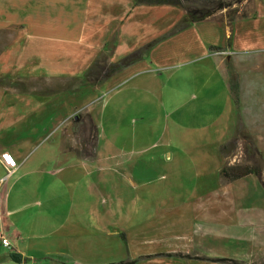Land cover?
<instances>
[{"label":"crops","instance_id":"0c3cea01","mask_svg":"<svg viewBox=\"0 0 264 264\" xmlns=\"http://www.w3.org/2000/svg\"><path fill=\"white\" fill-rule=\"evenodd\" d=\"M239 7L246 13L232 23L222 11L186 25L181 8L133 0H0V234L12 248L0 246V264L264 263V251L248 247L264 238V201L248 200L247 187L235 184L243 179L196 184V173H208L212 162L207 152L183 149L172 153L165 183H159L158 165L150 169L144 162L163 161L153 151L168 127L156 139L138 138L153 113L150 102L162 104L168 70L179 67L190 69L191 82L173 93L180 97L175 111L200 98L198 112L212 113L208 104L220 83L229 113L223 128L231 139L237 112L222 55L264 54V0ZM152 42L134 64L74 89L98 56L115 63ZM172 57L179 62L170 65ZM60 93L81 103L62 111L55 148L47 142L45 154L29 157L26 147L53 131V100ZM81 113L97 129L89 157L78 154L88 147L82 133L80 150L64 146V124L84 131ZM197 121L170 125L177 135L193 129L204 139L219 123L203 115ZM121 141L131 143L130 151ZM129 156L125 167L121 162ZM212 160L215 174L230 165L217 153ZM187 171L195 173L190 184L183 178Z\"/></svg>","mask_w":264,"mask_h":264},{"label":"rangeland","instance_id":"374dc122","mask_svg":"<svg viewBox=\"0 0 264 264\" xmlns=\"http://www.w3.org/2000/svg\"><path fill=\"white\" fill-rule=\"evenodd\" d=\"M246 8H240L239 5H237L232 7L231 10H237L238 14L242 16L246 13ZM226 13L227 12H224L223 15ZM222 56V67L225 72L227 83L231 84L232 82H235L238 84L239 89V96L236 103L233 101L237 112V125L231 135V139L226 136L227 132L223 128V124L225 123L229 113L224 110V96L220 83H218L219 85L217 87L216 99L213 96L211 102L208 104L209 106L211 105L212 113L209 114L202 112V114H200V112H198V108L200 107L199 104L202 102V99L200 98L196 101H190L180 110V112L175 111V105H179L180 97L173 96V93L176 91V88L177 90L179 88L182 89L184 85L191 82V74L190 69H178L179 67H174L168 70V74H171V80L169 87H165L163 90V97L161 98L162 104H160L161 101L157 98L153 101L148 100L152 101L150 102V106H152L150 110L153 111V113L150 116H147V119L144 121L147 126L139 129L140 136H138V138L140 140H144V142L148 139L151 140V137L156 139L159 137L161 128L167 125V137L164 135L162 138L163 141L161 142L162 145H159L160 147L153 151L158 152L159 154L162 153L163 161H158L156 163H144L148 164L150 169H154L152 166L153 164L158 165V167H156L157 175L160 177L163 176L159 183H165L164 179H166V175L168 174H165L163 170L164 168H168V160H170L172 153L182 152L183 149H185V152H207V154H209L208 160L212 162L211 167L206 174L204 172H197L195 176V183L214 185L219 183L220 172L215 174V162L212 160V157L214 158L215 153L220 155L219 148L224 145H221L220 143H232L233 147L231 146L232 149H229L231 153H228L227 164H230V166L236 164L249 165L258 167L261 170L260 178L251 175L243 178V180L235 182V184L237 186L247 187L249 192L244 193V195L248 196L249 201H264V54ZM172 58L173 60L170 61V65L172 63L179 62L180 60H174L175 58ZM185 92L187 93V90ZM168 94L169 97L167 96ZM97 95H101V93H98ZM100 97H102V95ZM139 97L140 96H138L137 99ZM143 100L145 101L146 98ZM184 100H187V97H184ZM80 103V100L76 99V97L71 98L70 96H67L66 93H60L57 95V98L53 100V131L50 130L51 127L49 128V126L47 127L49 130L46 129L44 132H42L43 129L41 130L43 137H40L35 140L34 143L32 142V145L26 147V153L30 152L28 154L29 157H37L42 153L45 154V150L49 146V144H46L47 142L53 141V148H55L57 142L60 140L57 122L60 120L62 111H64L65 107L69 109ZM58 109H60V112L57 113L56 110ZM199 115H203L205 120L216 117L219 122L217 123V127L215 129L209 131L210 136L208 138L210 139V142L208 138L203 139L199 137L193 129L186 131L184 134L180 133L177 135L175 132L177 129L174 130L172 125H170L178 122L183 124H192L194 121L198 122L197 120L199 119ZM63 127V138H65L64 146L67 147V149L69 147H73V149L80 150L82 147L80 143V140L83 138L82 134L85 135V138L89 143L90 137L89 139L87 138L86 131L84 132L82 130V132L81 130H73L72 132L70 123L67 125L64 124ZM149 129L151 130L149 131ZM79 131L80 134H78ZM151 131H153L152 136L150 134ZM215 132H218V148L214 145V141L216 140ZM166 139H170L167 147L164 145ZM181 139L185 140L184 143ZM40 140L42 141L40 142ZM187 140H190L191 143L188 144ZM149 141L146 143H149ZM123 142L124 141H121L120 145L123 146L124 151H130L131 143L129 144V142H124L123 144ZM144 145L145 143L139 144L136 150L140 149ZM215 149H218V151ZM210 155L212 157H210ZM129 159L130 156L121 162L122 164H125L123 166H129ZM162 163L164 167H162ZM139 167H141V165H139ZM1 170L2 166L0 164V171ZM194 174L195 173H191L189 171L184 173L183 178L185 184H190L191 180L194 178ZM18 176L19 175H16L12 180L16 179ZM248 247L250 251H254L256 253L264 251V238L262 240H250ZM258 248L259 250L257 252Z\"/></svg>","mask_w":264,"mask_h":264},{"label":"trees","instance_id":"16d2710c","mask_svg":"<svg viewBox=\"0 0 264 264\" xmlns=\"http://www.w3.org/2000/svg\"><path fill=\"white\" fill-rule=\"evenodd\" d=\"M135 5H169L177 8H181L186 13L185 24L189 25L191 23L202 22L207 19H213L217 13L225 11L226 14L222 15L223 19L227 23H232L237 18L240 17L237 10H231L232 7L241 5L249 0H133ZM220 15V18L222 17ZM218 17V16H217ZM219 18V17H218ZM219 18V19H220ZM155 42L149 43L143 48L133 51L128 55L124 56L115 63H108L107 58L104 55L98 56L87 71L84 73L83 77L80 79L78 85L74 89H77L81 81L84 84L97 85L104 80L108 79L111 75L116 72H119L126 67L134 64L143 55L150 49ZM216 51H222L220 48H211ZM229 96L232 101L236 103L239 92L238 84L232 82L228 83ZM79 121H82V128L87 132L88 147H86L85 153H78L83 155V157H89L91 149L94 148L97 140V129L92 122V119L89 114H79L77 115ZM88 142V141H87ZM232 143H227L219 148V153L223 157H227L228 153H231L229 149L231 148ZM233 147V146H232ZM254 175L257 178L261 177V170L258 167L249 166V165H227L224 166L220 173L219 177L222 183H231L239 179H243L247 176ZM216 261H227L232 264H243L241 262L233 260H216ZM133 262H120L116 264H134ZM264 264V263H263Z\"/></svg>","mask_w":264,"mask_h":264},{"label":"built area","instance_id":"2783aa9c","mask_svg":"<svg viewBox=\"0 0 264 264\" xmlns=\"http://www.w3.org/2000/svg\"><path fill=\"white\" fill-rule=\"evenodd\" d=\"M12 172L13 171H11L10 173H12ZM0 246L3 247L6 250H11L12 249L9 240L6 237H4L2 234H0Z\"/></svg>","mask_w":264,"mask_h":264}]
</instances>
